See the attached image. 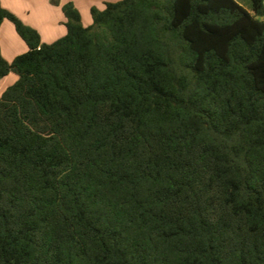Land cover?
Segmentation results:
<instances>
[{
  "label": "trees",
  "instance_id": "obj_1",
  "mask_svg": "<svg viewBox=\"0 0 264 264\" xmlns=\"http://www.w3.org/2000/svg\"><path fill=\"white\" fill-rule=\"evenodd\" d=\"M61 6V0H50ZM122 0L0 80V264H264V0Z\"/></svg>",
  "mask_w": 264,
  "mask_h": 264
},
{
  "label": "crops",
  "instance_id": "obj_2",
  "mask_svg": "<svg viewBox=\"0 0 264 264\" xmlns=\"http://www.w3.org/2000/svg\"><path fill=\"white\" fill-rule=\"evenodd\" d=\"M120 0H61V6H53L50 0H1L4 8L19 17L25 24L36 29L42 42L52 44L67 35L66 18L62 6L74 3L82 15L83 24L92 25L91 9L106 8L107 3H116ZM0 47L2 56L13 62L18 56L29 51L27 44L18 35L15 26L5 21L0 29ZM18 81L15 74H10L0 80V98L3 93Z\"/></svg>",
  "mask_w": 264,
  "mask_h": 264
},
{
  "label": "rangeland",
  "instance_id": "obj_3",
  "mask_svg": "<svg viewBox=\"0 0 264 264\" xmlns=\"http://www.w3.org/2000/svg\"><path fill=\"white\" fill-rule=\"evenodd\" d=\"M122 1V0H120ZM242 6H244L245 8L249 9L250 8V3L249 0H237ZM51 3V2H50ZM55 6V5H53ZM59 7V6H57ZM82 16V15H81ZM21 38V37H20ZM22 39V38H21Z\"/></svg>",
  "mask_w": 264,
  "mask_h": 264
},
{
  "label": "built area",
  "instance_id": "obj_4",
  "mask_svg": "<svg viewBox=\"0 0 264 264\" xmlns=\"http://www.w3.org/2000/svg\"><path fill=\"white\" fill-rule=\"evenodd\" d=\"M262 20L264 21V17L262 18Z\"/></svg>",
  "mask_w": 264,
  "mask_h": 264
}]
</instances>
